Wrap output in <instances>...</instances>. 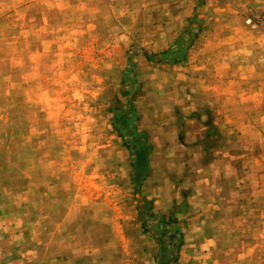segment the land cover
Here are the masks:
<instances>
[{
	"label": "rangeland",
	"instance_id": "rangeland-1",
	"mask_svg": "<svg viewBox=\"0 0 264 264\" xmlns=\"http://www.w3.org/2000/svg\"><path fill=\"white\" fill-rule=\"evenodd\" d=\"M242 2L0 0L1 253L264 264V14Z\"/></svg>",
	"mask_w": 264,
	"mask_h": 264
},
{
	"label": "crops",
	"instance_id": "crops-1",
	"mask_svg": "<svg viewBox=\"0 0 264 264\" xmlns=\"http://www.w3.org/2000/svg\"><path fill=\"white\" fill-rule=\"evenodd\" d=\"M235 4H236V2H235ZM240 6H242V9L244 11H246L245 13H247V14H245V15H247V16H248V14H250L251 12H254V11L257 13L263 12V14H264V0H243V2L241 3ZM197 93L198 94L196 95V97L202 101L204 98H209L210 100H213V98H214L213 97L214 94L212 92H210L209 94H208V92H204L203 87H200V90H198ZM15 260H16V257H11L9 254L7 255V254H3L0 252V264H17L16 262H14ZM18 264H20V263L18 262Z\"/></svg>",
	"mask_w": 264,
	"mask_h": 264
},
{
	"label": "trees",
	"instance_id": "trees-1",
	"mask_svg": "<svg viewBox=\"0 0 264 264\" xmlns=\"http://www.w3.org/2000/svg\"><path fill=\"white\" fill-rule=\"evenodd\" d=\"M144 57H145V59L148 61V62H152V60L150 59V57L148 56V54H144ZM136 185H138V184H136ZM162 259V258H161ZM161 259H156L155 260V263L156 264H164L163 262H162V260ZM168 264V263H167Z\"/></svg>",
	"mask_w": 264,
	"mask_h": 264
}]
</instances>
